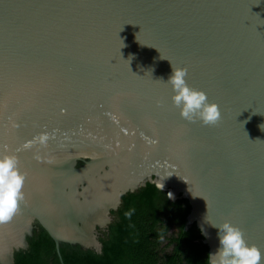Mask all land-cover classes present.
Returning a JSON list of instances; mask_svg holds the SVG:
<instances>
[{
    "label": "water",
    "instance_id": "1",
    "mask_svg": "<svg viewBox=\"0 0 264 264\" xmlns=\"http://www.w3.org/2000/svg\"><path fill=\"white\" fill-rule=\"evenodd\" d=\"M172 66L217 126L180 117ZM2 155L26 179L0 264L39 226L61 264L62 242L101 253L110 211L146 181L188 200L208 258L228 221L264 264V0H0Z\"/></svg>",
    "mask_w": 264,
    "mask_h": 264
},
{
    "label": "trees",
    "instance_id": "2",
    "mask_svg": "<svg viewBox=\"0 0 264 264\" xmlns=\"http://www.w3.org/2000/svg\"><path fill=\"white\" fill-rule=\"evenodd\" d=\"M190 205L167 190L146 181L138 190L126 192L114 213L102 243L101 253L79 245L60 243L64 264H208L209 247L193 222L185 227ZM130 213V215H129ZM175 231L168 234V226ZM29 247L14 253V264H61L55 242L39 226L28 237ZM163 244V246H162Z\"/></svg>",
    "mask_w": 264,
    "mask_h": 264
},
{
    "label": "clouds",
    "instance_id": "3",
    "mask_svg": "<svg viewBox=\"0 0 264 264\" xmlns=\"http://www.w3.org/2000/svg\"><path fill=\"white\" fill-rule=\"evenodd\" d=\"M187 75V68L172 66V73L165 83L171 86L173 106L179 109L183 120L190 123L199 120L205 126H217L222 119L218 104L209 102L205 92L190 87ZM25 179L16 156H0V224L10 222L20 212ZM157 187L163 189V182ZM168 197L172 198L171 192ZM212 226L217 229L219 247L209 254L208 264H261V251L245 240L240 227L228 221Z\"/></svg>",
    "mask_w": 264,
    "mask_h": 264
},
{
    "label": "flooded vegetation",
    "instance_id": "4",
    "mask_svg": "<svg viewBox=\"0 0 264 264\" xmlns=\"http://www.w3.org/2000/svg\"><path fill=\"white\" fill-rule=\"evenodd\" d=\"M117 209H118V208H117ZM117 209H116V210H117ZM116 210H111L110 213H109V214L111 215V221L109 222L108 227H109L110 223H111V222L114 220V218H115V215H114V213H112V211H116ZM100 232H101V231H99V233H100ZM104 232H105V230L102 231V233H101L102 235L99 236V240H100L101 237H104V235H105ZM162 245H163V244H162Z\"/></svg>",
    "mask_w": 264,
    "mask_h": 264
}]
</instances>
